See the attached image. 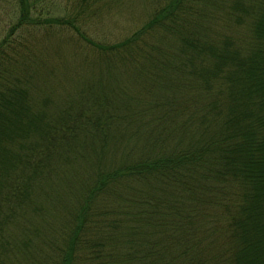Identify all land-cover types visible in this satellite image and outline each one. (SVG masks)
<instances>
[{"label":"trees","instance_id":"trees-1","mask_svg":"<svg viewBox=\"0 0 264 264\" xmlns=\"http://www.w3.org/2000/svg\"><path fill=\"white\" fill-rule=\"evenodd\" d=\"M12 1L0 264H264V0Z\"/></svg>","mask_w":264,"mask_h":264},{"label":"rangeland","instance_id":"rangeland-1","mask_svg":"<svg viewBox=\"0 0 264 264\" xmlns=\"http://www.w3.org/2000/svg\"><path fill=\"white\" fill-rule=\"evenodd\" d=\"M41 2L43 3L42 5H46L48 8H52L53 11L62 12L66 0H42ZM14 14H15L14 2L12 0H0V37L2 36V33L6 31L7 25L12 23ZM137 19H138L137 16H134L132 21H136ZM125 21L126 20H124L122 17L119 18L115 17V19L113 20V24L111 22L105 27V32H104L105 35L104 33L101 34H103L104 37L107 38L110 32L113 37L109 36L108 37L109 40L120 38L121 35H124L133 28V27H131L130 29L129 27L127 28V26L125 25L126 24ZM38 36L39 34H37V37ZM47 45L50 46V44ZM51 47L53 51L55 46L52 45ZM47 50L49 49H40L39 51L43 55V52H46L47 54Z\"/></svg>","mask_w":264,"mask_h":264}]
</instances>
